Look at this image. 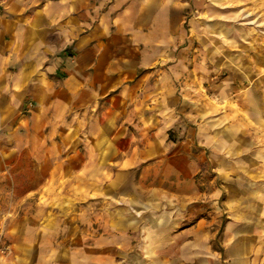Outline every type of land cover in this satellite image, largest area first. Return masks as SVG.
<instances>
[{"label":"crops","instance_id":"1","mask_svg":"<svg viewBox=\"0 0 264 264\" xmlns=\"http://www.w3.org/2000/svg\"><path fill=\"white\" fill-rule=\"evenodd\" d=\"M0 264H264V0H0Z\"/></svg>","mask_w":264,"mask_h":264},{"label":"rangeland","instance_id":"2","mask_svg":"<svg viewBox=\"0 0 264 264\" xmlns=\"http://www.w3.org/2000/svg\"><path fill=\"white\" fill-rule=\"evenodd\" d=\"M211 173H212V177H215L216 176V173H217V171H211ZM232 183H234V182H230V184L232 185ZM214 186L216 187V188H221V181H219V180H216V181H214Z\"/></svg>","mask_w":264,"mask_h":264},{"label":"built area","instance_id":"3","mask_svg":"<svg viewBox=\"0 0 264 264\" xmlns=\"http://www.w3.org/2000/svg\"><path fill=\"white\" fill-rule=\"evenodd\" d=\"M28 106H29V107H31V106H32V104L29 102V103H28Z\"/></svg>","mask_w":264,"mask_h":264}]
</instances>
